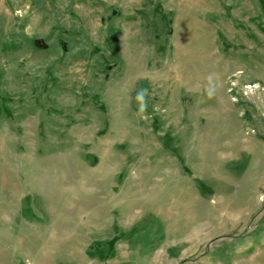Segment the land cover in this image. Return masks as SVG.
<instances>
[{
    "label": "rangeland",
    "instance_id": "obj_1",
    "mask_svg": "<svg viewBox=\"0 0 264 264\" xmlns=\"http://www.w3.org/2000/svg\"><path fill=\"white\" fill-rule=\"evenodd\" d=\"M264 264V0H0V264Z\"/></svg>",
    "mask_w": 264,
    "mask_h": 264
},
{
    "label": "crops",
    "instance_id": "obj_2",
    "mask_svg": "<svg viewBox=\"0 0 264 264\" xmlns=\"http://www.w3.org/2000/svg\"><path fill=\"white\" fill-rule=\"evenodd\" d=\"M34 254V252H29V250L27 253H24V250L21 253L19 252L15 264H40ZM102 258L103 257H99L97 255H93L89 258L86 252H84L83 256L80 257L79 260L77 257L71 256L64 261H47V264H104Z\"/></svg>",
    "mask_w": 264,
    "mask_h": 264
}]
</instances>
